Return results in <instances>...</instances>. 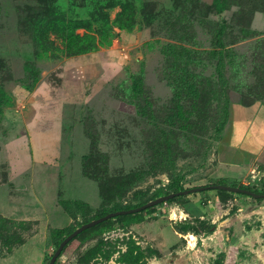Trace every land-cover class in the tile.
I'll list each match as a JSON object with an SVG mask.
<instances>
[{
	"label": "rangeland",
	"instance_id": "1",
	"mask_svg": "<svg viewBox=\"0 0 264 264\" xmlns=\"http://www.w3.org/2000/svg\"><path fill=\"white\" fill-rule=\"evenodd\" d=\"M263 105L264 0H0V264L177 185L264 194ZM55 264H264V198L177 196Z\"/></svg>",
	"mask_w": 264,
	"mask_h": 264
},
{
	"label": "water",
	"instance_id": "2",
	"mask_svg": "<svg viewBox=\"0 0 264 264\" xmlns=\"http://www.w3.org/2000/svg\"><path fill=\"white\" fill-rule=\"evenodd\" d=\"M209 188H215V189H219V190H225L228 192H233V193H244L247 195H250L251 197L258 199V198H264V194L262 193H256L250 190H246V189H242L240 187H233V186H228L226 184H217V185H211V186H207V187H196V188H191V189H185L179 192H175V193H170L161 197H158L156 199H153L139 207H135L132 209H126V210H119V211H114V212H110L107 213L104 216H101L97 219H94L92 221H89L87 223L82 224L80 227H78L77 229H75L74 231H72L69 235H67L59 244L58 248L56 249V251L54 252V254L52 255V257L50 258V261L48 264H55L56 260L59 258V256L62 253V250L64 249V247L77 235H79L80 233H82L83 231H85L88 228L94 227L106 220H109L113 217L119 216V215H126V214H134V213H138L142 210L148 209L152 206H156L159 205L161 203H165L168 200L177 197V196H182V195H187V194H192V193H196L205 189H209Z\"/></svg>",
	"mask_w": 264,
	"mask_h": 264
},
{
	"label": "crops",
	"instance_id": "3",
	"mask_svg": "<svg viewBox=\"0 0 264 264\" xmlns=\"http://www.w3.org/2000/svg\"><path fill=\"white\" fill-rule=\"evenodd\" d=\"M251 115H252V111L250 109L246 108L245 110H241L239 114V120L241 123L240 126L246 123H248L249 126L251 125L247 129H245L246 131H244V140H246L247 143L248 141H250L252 147L259 148L260 147L259 145L264 141V105L260 107L257 111H255V113L252 116ZM261 148L259 149L258 152L259 157L264 152L263 151L264 144H263V148L262 149Z\"/></svg>",
	"mask_w": 264,
	"mask_h": 264
},
{
	"label": "trees",
	"instance_id": "4",
	"mask_svg": "<svg viewBox=\"0 0 264 264\" xmlns=\"http://www.w3.org/2000/svg\"><path fill=\"white\" fill-rule=\"evenodd\" d=\"M240 188H242V189H246V190H250V191H252L251 189H249V188H247V187H245V186H243V185H240L239 186ZM182 190H185L184 188H183V186L182 185H177V191L176 192H179V191H182ZM217 190H219V189H217ZM222 191V190H221ZM254 192V191H253ZM257 193V192H256ZM240 194H244V193H240ZM244 195H247V194H244ZM247 196H250V195H247ZM175 198V197H174ZM173 199V198H172ZM171 200V199H170ZM170 200H168V201H170ZM163 203H161L160 205H162ZM143 205V204H142ZM139 206H141V205H139ZM139 206H136V207H139ZM157 206V205H156ZM156 206H152V207H150V208H148V209H145V210H142V211H140V212H138V213H134V214H126V215H119V216H116V217H113V218H111V219H109V220H113V219H116V218H121V217H130V216H134V215H137V214H139V213H142V212H149L151 209H153L154 207H156ZM135 208V207H134ZM130 209H132V208H130ZM122 210H126V209H122ZM117 211H119V210H117ZM107 214V213H106ZM105 214V215H106ZM109 220H106V221H104V222H102V223H100V224H98V225H96V226H94V227H91V228H88V229H86L85 231H83L82 233H80L79 235H77L76 237H74L67 245H69L72 241H74L76 238H78L80 235H82V234H84V233H86V232H88V231H90V230H92L93 228H95V227H99V226H101L102 224H104L105 222H107V221H109ZM55 233H57V234H64V232H63V230H56L55 231ZM70 234V233H69ZM68 234V235H69ZM67 236V235H66ZM65 236V237H66ZM66 245V246H67ZM59 246V245H58ZM58 246H57V248H58ZM65 246V247H66ZM65 247H64V249H65ZM63 249V250H64ZM63 250H62V252H63ZM62 254V253H61ZM61 256V255H60ZM59 256V257H60Z\"/></svg>",
	"mask_w": 264,
	"mask_h": 264
}]
</instances>
